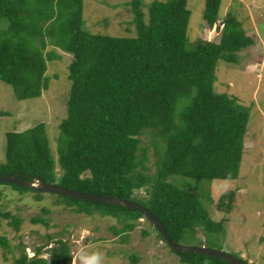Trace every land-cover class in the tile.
I'll return each mask as SVG.
<instances>
[{
  "label": "trees",
  "instance_id": "obj_1",
  "mask_svg": "<svg viewBox=\"0 0 264 264\" xmlns=\"http://www.w3.org/2000/svg\"><path fill=\"white\" fill-rule=\"evenodd\" d=\"M222 2L205 1L204 19L210 29L221 19ZM129 6L136 35L117 37L86 29L84 0H0V80L13 87L18 100L41 97L49 88L48 62L60 58L58 50L72 55L58 159L46 123L40 122L7 132L0 175L39 178L80 192L132 199L148 208L174 241L181 244L203 234L211 243L212 236L225 232L226 220L212 219L199 182L239 178L250 118L249 110L233 96L216 92L217 65L220 60L237 62L238 53L255 45L256 36L228 12L218 41L199 40L189 46L188 0H155L148 14L144 0H131ZM0 115L8 113L0 110ZM144 135H151L156 147L154 174L147 166ZM174 175L191 182L170 181ZM0 184L31 191L36 200L46 194L15 183ZM56 195V205L74 213L123 221L113 231L124 234V241L143 217L133 208ZM236 195L237 190L225 191L217 209L230 214ZM42 212L51 211L44 207ZM2 218L21 230L19 216L0 213V229ZM32 224L52 227L42 215L34 216ZM46 238L32 257L21 244L15 264H73L68 240L55 239L52 233ZM51 244L46 249L50 258L43 257ZM0 245L10 246L1 234ZM171 251L182 264H230L214 256ZM236 256L245 264H257ZM130 259L131 264L139 262L136 254Z\"/></svg>",
  "mask_w": 264,
  "mask_h": 264
},
{
  "label": "rangeland",
  "instance_id": "obj_2",
  "mask_svg": "<svg viewBox=\"0 0 264 264\" xmlns=\"http://www.w3.org/2000/svg\"><path fill=\"white\" fill-rule=\"evenodd\" d=\"M131 0H84L85 27L89 32L117 37L136 35L131 24ZM155 0H144L143 10ZM163 1V0H160ZM206 0H188L191 17L188 27V43L194 46L199 40L218 41L223 28V18L234 13L248 33L256 36L255 45L238 53V61L228 63L220 60L216 70L215 90L227 93L247 108L250 118L245 135V152L240 176L235 180L200 181L202 201L212 219L225 221V232L208 237L182 240L183 245L207 246L238 255L250 263L264 264V0H223L220 21L210 29L204 19ZM220 25V30L217 26ZM129 30V31H128ZM50 49V48H49ZM60 58L48 62L49 88L41 97L18 100L11 85L0 80V165L5 160L6 134L23 131L40 122L46 123L48 136L55 158L58 159L60 123L67 117L71 80L69 65L72 55L58 50ZM143 147H149L147 166L150 173L156 171V147L151 135L142 138ZM59 171V166H57ZM170 181L188 184L191 180L172 176ZM202 185V186H201ZM227 190H237L235 206L230 214L217 209L219 197ZM57 195L46 192L43 200H36L31 191L21 192L9 184H0V213L12 212L23 221L17 232L2 218L0 234L9 239L10 246L0 245V264H15L20 257V245L26 246L29 256L47 241L46 234L68 240L73 254V264H131L130 256L138 255L137 264H182L171 248L157 238L152 224L140 219L130 232L127 241L116 235L113 227L124 223L118 218L99 214H77L56 205ZM47 207L50 214L42 209ZM42 215L50 219L51 228L32 224V218ZM145 231L148 234H144ZM43 250V257L50 253Z\"/></svg>",
  "mask_w": 264,
  "mask_h": 264
},
{
  "label": "water",
  "instance_id": "obj_3",
  "mask_svg": "<svg viewBox=\"0 0 264 264\" xmlns=\"http://www.w3.org/2000/svg\"><path fill=\"white\" fill-rule=\"evenodd\" d=\"M224 25V22L222 23ZM220 30V25L217 26ZM9 182L18 185L29 187L39 192H49L60 195H66L78 199L101 201L110 204H116L127 208H133L140 211L143 214L142 219L149 220L152 225L163 235L165 242L169 247L176 252H191L202 255H209L221 258L230 264H245L239 257L221 249H215L207 246H196V245H183L174 241L168 234L164 224L144 205L137 203L132 199L109 196V195H97L88 192H80L73 189L66 188L56 183H47L39 178L32 181L21 179L17 176H2L0 175V183Z\"/></svg>",
  "mask_w": 264,
  "mask_h": 264
},
{
  "label": "clouds",
  "instance_id": "obj_4",
  "mask_svg": "<svg viewBox=\"0 0 264 264\" xmlns=\"http://www.w3.org/2000/svg\"><path fill=\"white\" fill-rule=\"evenodd\" d=\"M33 256V255H32Z\"/></svg>",
  "mask_w": 264,
  "mask_h": 264
}]
</instances>
